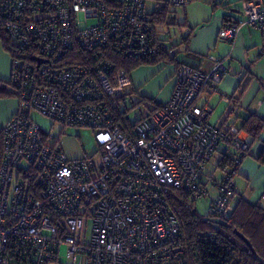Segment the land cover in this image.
<instances>
[{
  "label": "built area",
  "instance_id": "built-area-1",
  "mask_svg": "<svg viewBox=\"0 0 264 264\" xmlns=\"http://www.w3.org/2000/svg\"><path fill=\"white\" fill-rule=\"evenodd\" d=\"M241 10L242 24L264 34V0H242ZM0 26L14 42L9 83L18 100L1 130L0 264H21L27 253L31 264H189L173 194L206 198L204 168L225 145L236 165L216 183L207 216L226 214L249 149L232 118L213 125L211 106L198 103L230 67L208 53L196 65L181 63L168 100L143 114L140 99L132 117L131 78L117 56L173 53L145 0H0ZM239 27H222L218 38L232 40ZM32 111L92 129L96 153L68 158Z\"/></svg>",
  "mask_w": 264,
  "mask_h": 264
},
{
  "label": "crops",
  "instance_id": "crops-1",
  "mask_svg": "<svg viewBox=\"0 0 264 264\" xmlns=\"http://www.w3.org/2000/svg\"><path fill=\"white\" fill-rule=\"evenodd\" d=\"M241 1L191 0L185 7H176L170 5L168 0H145V11L154 18L159 40L177 51L176 59L181 63L196 65L208 53L221 58L230 67L231 72L218 83L217 91L210 94L207 89H203L198 103H208L211 106L208 121L213 125H224L232 118V124L241 131L240 136L250 143V137L241 127L251 114L264 119V34L256 27L242 24L244 14L241 12ZM164 7L166 12L162 16L163 20L157 22V13ZM169 17L178 24L182 34L174 43L161 36L163 32L160 29L167 24ZM232 24H240L234 38L230 41L219 39V30ZM186 29L189 30L188 33ZM176 59H158L154 66H139L131 71V90L143 97L153 95L159 100L158 104L165 103L176 82ZM10 63L11 58L0 49V65H3L0 77L6 81ZM160 71L162 72L154 80L152 89H149L146 86L147 79ZM17 109L16 96L0 98V131ZM262 147L264 129L240 161L239 178L244 177L248 185L241 192L236 184L237 194L232 197V206L240 197H244L250 204L259 203L264 206V165L256 161ZM218 149L214 155L218 154L219 159L222 154L231 152L225 151V145H220ZM205 178L204 174V183ZM82 263L83 258L79 261V264ZM67 264L72 262L68 261Z\"/></svg>",
  "mask_w": 264,
  "mask_h": 264
},
{
  "label": "trees",
  "instance_id": "trees-1",
  "mask_svg": "<svg viewBox=\"0 0 264 264\" xmlns=\"http://www.w3.org/2000/svg\"><path fill=\"white\" fill-rule=\"evenodd\" d=\"M165 12L166 7L158 11L157 22L163 20L162 16L165 15ZM0 41L3 48L10 56H13L12 40L1 26ZM107 53L109 55V52ZM176 54L177 51L173 54L159 53L160 56L156 59L173 61L176 59ZM111 57L113 56L111 55ZM117 57L119 60L118 66L123 68L129 75L131 71L139 66L155 64L156 62L155 58L139 61L124 55ZM176 61L178 67L181 62L178 59ZM13 95L16 94L9 81L7 83L0 80V98ZM159 106L160 104L157 103L153 107L157 109ZM241 128L250 137V147L259 139L261 130L264 129V119L251 114L244 121ZM2 150L3 137L0 131V161ZM233 160L232 155L225 153L220 160L222 162L220 164L229 165L233 163ZM256 161L264 165V147H262ZM215 195L210 198L208 205L212 203ZM186 197L181 193H174L170 203L187 245L189 264H264V206L259 203L250 204L244 197H240L232 206V198H230V209L226 214L209 217L207 213L206 215H200L192 209V203ZM206 198L208 197L206 196ZM28 256L29 253L22 254L19 263L31 264Z\"/></svg>",
  "mask_w": 264,
  "mask_h": 264
},
{
  "label": "rangeland",
  "instance_id": "rangeland-1",
  "mask_svg": "<svg viewBox=\"0 0 264 264\" xmlns=\"http://www.w3.org/2000/svg\"><path fill=\"white\" fill-rule=\"evenodd\" d=\"M155 23V22H154ZM161 36L166 39H171V42H175L176 40H179L181 37V31L178 27V24L173 21L171 17L168 18L167 24L163 25L161 27ZM12 44H14L13 41H11ZM0 49L7 55L8 58H10V54L3 48L2 43L0 41ZM171 52H175L173 48H171ZM173 53H166V54H173ZM160 55L158 54L156 58H158ZM158 60V59H156ZM2 64V60H1ZM156 64V63H155ZM145 66V65H143ZM147 66H154L153 64H149ZM135 70V69H134ZM3 71V65H0V73ZM10 72H11V63L9 65V75L8 80L1 79V81L7 82L10 79ZM160 71L158 74L151 75L146 82V86L149 89H152L154 80L157 78V76L161 73ZM221 81V80H220ZM10 84V83H9ZM11 85V84H10ZM13 87V86H12ZM14 91L15 88L13 87ZM207 89V88H204ZM129 96L125 101L126 108H129V114L133 117V114L131 113L132 109H134L138 101L141 99V101L138 103L139 106H141V113L145 114L148 109H151V112H154L155 110L159 109L160 106L157 109H154V105L158 103V99L154 97L153 95H144L140 96L135 93V91H132L129 87L126 91ZM202 92V91H201ZM209 93V92H208ZM16 94V91H15ZM213 94V93H210ZM16 96V95H15ZM15 96H9V97H15ZM17 98V97H16ZM211 114V113H210ZM31 118L36 122L38 127L44 131L46 134L53 135L54 137L59 139V143L63 149V152L68 158H81L84 156H93L97 151V146L95 144L94 138H93V132L90 128L85 127H74V126H62L60 123H54L50 118L41 115L40 113L36 111L31 112ZM241 137V136H240ZM242 138V137H241ZM243 139V138H242ZM244 140V139H243ZM247 146L249 147V142L246 141ZM219 150V149H218ZM226 152H230L226 151ZM233 152V154H231ZM230 153H227L228 155H232L234 157L233 163L226 165V164H220L222 163L220 160L223 157L222 154L221 158L219 159V155H214L209 163L204 168V174L206 176V194L208 198H202L195 202L190 201L192 203V209H194L197 213L200 215H206L207 213V206L209 203L210 198H212L217 191L216 183L220 181V178L223 174L229 170V168L234 169L235 167V152L231 151ZM237 152V151H236ZM216 153V152H215ZM248 153V151H247ZM247 155V154H246ZM244 155L243 158L246 156ZM220 164V165H219ZM240 165V163H239ZM239 165L237 167V171L234 175V181L236 184H238L239 189L242 191L245 190L247 184V180L244 177L239 178Z\"/></svg>",
  "mask_w": 264,
  "mask_h": 264
},
{
  "label": "water",
  "instance_id": "water-1",
  "mask_svg": "<svg viewBox=\"0 0 264 264\" xmlns=\"http://www.w3.org/2000/svg\"><path fill=\"white\" fill-rule=\"evenodd\" d=\"M240 236L243 238V236L240 234ZM248 243V242H247Z\"/></svg>",
  "mask_w": 264,
  "mask_h": 264
}]
</instances>
